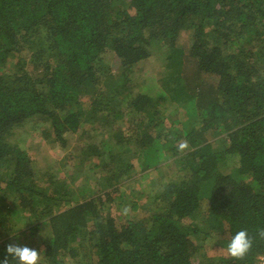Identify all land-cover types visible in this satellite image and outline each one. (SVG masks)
<instances>
[{"label": "trees", "instance_id": "trees-1", "mask_svg": "<svg viewBox=\"0 0 264 264\" xmlns=\"http://www.w3.org/2000/svg\"><path fill=\"white\" fill-rule=\"evenodd\" d=\"M154 54L160 93L135 92L134 67ZM29 121L63 144L99 124L75 160L104 166L99 189L71 188L65 167L69 179L37 174L10 139ZM102 134L111 142L94 141ZM164 160L177 170L161 175L156 205L118 223L115 208L127 216L142 201L123 190L141 179L135 165L161 174ZM262 228L264 0H0V235L12 233L0 261L12 239L31 248L43 230L40 264H257ZM240 230L253 246L234 260L227 244Z\"/></svg>", "mask_w": 264, "mask_h": 264}, {"label": "rangeland", "instance_id": "rangeland-1", "mask_svg": "<svg viewBox=\"0 0 264 264\" xmlns=\"http://www.w3.org/2000/svg\"><path fill=\"white\" fill-rule=\"evenodd\" d=\"M188 36L186 33H181L178 38L179 44H185L187 43ZM113 56H107V62L112 66L113 70L115 71L116 61L112 58ZM161 57L159 55L151 56L148 58L145 62L139 63V65H136L134 67V72L131 77V84H132V90L135 92H140V90L147 89L149 91L150 96H155L157 93H160V85H161V77L165 76L164 74V65H162ZM193 67V66H192ZM158 82L160 84H158ZM175 105V104H174ZM173 104H166L165 107V113H169L172 111L175 106ZM139 116L134 115L131 117V122H134L136 119H138ZM33 121H29L28 123H24L22 126H19L14 130L12 133V136L10 137L11 141L21 140L19 142L22 146H24L25 150L29 154V156L33 159L35 163V167L37 170V174L41 175L44 172L52 173L54 174V177L56 180H62L70 177V174H73V176H76L74 178V182H72L71 188L81 192H84L88 195L90 192H94L95 190L99 189L100 185L99 182L93 180L92 178L98 177L101 173H103L104 166L98 164L97 167H95V171L89 170V166L92 167L93 164H91V160L89 158H85L82 162L81 166H78V163H76V159L78 161V158L82 155V149L85 148L86 142L90 139L88 130H91L93 126H89V124L86 127H83L86 132L85 133H75L67 138V142L65 144L54 141L51 138L44 137L42 135V129L41 126H37L36 123ZM102 123V122H101ZM101 125L104 126V123ZM132 126V125H131ZM96 127V128H95ZM93 132H90L91 140L92 135L94 133L100 132V126L99 124L95 125ZM136 137V136H135ZM100 138V139H99ZM106 141L111 142V140H108L106 136L103 134L101 137H97L94 139V141ZM77 156V158L75 157ZM80 160V159H79ZM93 163H98L96 159L92 158ZM165 162L162 163L160 166L163 170H161V174H159L157 171H152L149 174L147 172H139V166L135 165V173L137 176L141 177V179H138V183L136 185H132L131 183H127L126 186H124L123 190L127 193L129 188L141 190L143 192L142 201L138 200V210L133 212L130 211V214L125 216L123 211H127V208L123 207L121 210L115 208L112 213L116 217L118 223H121L124 221V218H134V219H141L147 216V213L145 211L146 207H151V209L156 205V197L155 195L158 193L159 189L165 182V180L168 179L166 177L163 179L161 177L162 174L167 175H173L175 174V171L177 170L175 165L172 164L169 160H164ZM67 168L69 170L68 172H64V169ZM76 171H80V174H76ZM169 176V177H170ZM65 177V178H64ZM172 177V176H171ZM69 179V178H68ZM122 183V182H121ZM87 185L90 186V188H87ZM80 186H83V190L80 189ZM128 198L134 199L133 195H128ZM126 206V205H125ZM123 212V213H122ZM15 215H10V220L14 219ZM18 217V216H17ZM11 230L6 232V236L0 235V239H5L10 237ZM45 233L44 231H40L35 237H33L31 240L32 249L37 250L35 245L37 243L43 240ZM12 243L16 244L17 242L12 239ZM10 243V242H9ZM18 245V244H17ZM210 245V244H208ZM20 246V243H19ZM209 246H206V249H209Z\"/></svg>", "mask_w": 264, "mask_h": 264}, {"label": "clouds", "instance_id": "clouds-1", "mask_svg": "<svg viewBox=\"0 0 264 264\" xmlns=\"http://www.w3.org/2000/svg\"><path fill=\"white\" fill-rule=\"evenodd\" d=\"M180 152L190 150L187 140L178 144ZM257 237L264 239V228L258 229ZM253 246V238L249 236L247 230H240L232 236L227 244V253L234 260H243ZM6 253L0 264H40L41 253L27 246L9 244L6 246ZM10 257V259H9Z\"/></svg>", "mask_w": 264, "mask_h": 264}, {"label": "built area", "instance_id": "built-area-1", "mask_svg": "<svg viewBox=\"0 0 264 264\" xmlns=\"http://www.w3.org/2000/svg\"><path fill=\"white\" fill-rule=\"evenodd\" d=\"M257 264H264V256L259 258Z\"/></svg>", "mask_w": 264, "mask_h": 264}]
</instances>
